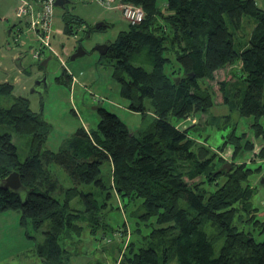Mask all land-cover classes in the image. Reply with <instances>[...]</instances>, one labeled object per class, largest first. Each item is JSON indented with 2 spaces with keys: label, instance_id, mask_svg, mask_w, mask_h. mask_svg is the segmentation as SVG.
Here are the masks:
<instances>
[{
  "label": "trees",
  "instance_id": "obj_1",
  "mask_svg": "<svg viewBox=\"0 0 264 264\" xmlns=\"http://www.w3.org/2000/svg\"><path fill=\"white\" fill-rule=\"evenodd\" d=\"M119 1L140 7L144 18L120 32L104 57L112 63V77L129 110L143 115L144 100H149L152 122L136 136L115 114L99 109L96 131L80 128L68 149L42 151L49 125L30 110L27 99L12 95L11 84L0 83V125L30 137L27 156L20 161L12 134L0 133V180L16 172L27 189L18 196L0 187V213L18 211L20 223L30 221L35 230L48 223L37 246L45 262H58L67 253L60 240L78 233L82 221L96 234L101 210L115 196L124 208L140 201L142 210L133 214V233L140 240L127 243L118 264H264V240L256 242L235 221L244 210L246 223L252 219L264 233V222L253 220L255 209L249 207L251 170L235 162L229 170H218L225 164L222 157L196 144L190 136L193 126L179 124L214 104L230 105L231 80H216V75L240 63L238 76L232 73L246 83L238 115L252 120L256 136L263 133L264 10L254 0H165L163 7L158 0ZM243 17L254 23L236 49L233 33L244 36ZM61 18L62 33L72 34L74 19L66 10ZM209 82H215L220 104ZM6 98L10 102L4 106ZM226 146H232V156L253 149L245 134L235 131L219 151ZM260 156L264 158V149ZM53 166L64 172L69 187L58 180ZM86 187L105 195L100 201ZM205 224L216 228V237L208 236ZM143 227L148 230L144 236Z\"/></svg>",
  "mask_w": 264,
  "mask_h": 264
},
{
  "label": "rangeland",
  "instance_id": "obj_2",
  "mask_svg": "<svg viewBox=\"0 0 264 264\" xmlns=\"http://www.w3.org/2000/svg\"><path fill=\"white\" fill-rule=\"evenodd\" d=\"M255 2L259 8L264 9V0ZM16 3L17 0H0V83L11 84L12 95L27 99L30 110L40 114L49 125V133L42 151L58 152L68 149L80 128L91 133L96 131L99 109L115 114L136 136L146 129L154 117L150 101L144 100L146 112L143 115L130 111L128 101L121 97L119 85L112 77V63L95 50L96 46L113 43L118 34L129 27L122 18L121 11L116 8L117 3H113L111 9L103 8L94 1L67 4L65 10L74 19L70 23V26H73L72 34H62L63 11L55 9L53 33L50 38L52 53L45 52L38 60L32 57L33 49L37 47L38 42L29 33L27 22L29 17L21 21L14 17ZM28 3L36 5L34 0H28ZM164 3L165 0L157 2L159 7H163ZM101 22L106 27L96 30L95 25ZM253 23L250 18H242L241 31L244 36L241 39L239 34L233 33L236 49L238 43L246 42V35L251 31ZM227 26L231 30L228 23ZM78 46L85 53L71 61L70 56ZM45 59H48L46 66L39 69L38 65ZM239 70L240 63H235L216 75V80L225 77L231 80L227 86L230 105L214 104L206 113L194 114L179 124L193 126L190 136L195 139L196 144L217 152L225 162L224 166H230V163L234 162L243 163L251 170L247 179V183L253 188L249 207L255 209L253 220L264 222V158L260 156L264 149V119L259 121L263 133L256 136L250 129L252 120L239 117L238 108L246 89V83L240 77L232 78V73L237 75ZM43 77L45 87L33 91L35 83ZM209 85L216 93L220 104L222 100L215 82H209ZM215 100L216 98L214 102ZM9 102L10 99L6 98L3 101L4 106ZM168 121L175 123L172 116L168 117ZM232 131H235L237 136L245 134L252 142L253 149L235 156H232V146H226L224 150L219 151V146ZM4 132L12 134L18 157L23 161L27 156L30 137L15 135L8 124L0 125V133ZM220 168L221 166L218 170ZM101 170L106 182L105 167L102 166ZM52 172L64 186H70L60 168L53 166ZM186 182L191 184L194 181ZM84 189L95 192L96 198L100 201L105 195V191L93 187ZM140 203L137 201L134 205L130 204L124 208L120 200L112 196L107 202V207L101 210L103 219L97 226L96 234L91 232L92 227L88 222L82 221L79 223L81 230L78 233L60 240L67 253L63 254L58 262H45L37 250V246L43 242V232L48 230L47 222L39 230H35L30 221L24 225L20 223L21 215L18 211L2 212L0 264H118L127 243L131 240H140V236L133 233L136 226L133 214L142 212L139 210ZM72 206L75 207V204L72 203ZM248 216L246 211L241 210L240 217H236L235 220L236 227L249 233L256 242L263 241L264 233L260 232L256 224L251 223L252 219L246 223ZM147 231L143 227L141 235L144 236ZM205 231L212 238L217 236V230L213 225L205 224ZM219 245L220 241H217L216 253Z\"/></svg>",
  "mask_w": 264,
  "mask_h": 264
},
{
  "label": "built area",
  "instance_id": "obj_3",
  "mask_svg": "<svg viewBox=\"0 0 264 264\" xmlns=\"http://www.w3.org/2000/svg\"><path fill=\"white\" fill-rule=\"evenodd\" d=\"M37 6H32L28 3V0H17L14 17L21 21L27 20L29 24V33L38 42L37 47L33 49L32 57L38 60L43 53H52L50 48V38L53 32L52 22L54 17V3L57 0H34ZM71 2H88L94 1L99 6L111 9L113 3H117L116 8L121 11L122 18L130 26L138 25L144 18L142 9L138 6L122 3L119 0H68ZM17 37V33L15 34Z\"/></svg>",
  "mask_w": 264,
  "mask_h": 264
},
{
  "label": "water",
  "instance_id": "obj_4",
  "mask_svg": "<svg viewBox=\"0 0 264 264\" xmlns=\"http://www.w3.org/2000/svg\"><path fill=\"white\" fill-rule=\"evenodd\" d=\"M71 2L68 0H57L54 3V7L55 8H59L64 9L65 5L70 4ZM104 26V23H98L95 25V29L98 30L100 28H102ZM109 46L104 44V45H99L95 47V50L100 54V56H104L107 51H108ZM84 50L78 46V48H76V50L74 51V53L70 56V60L73 61L78 57H81L84 55ZM48 59H45L43 61H41L40 66H42L43 68L46 66ZM45 87V78H41L40 80H38L35 83L34 89L33 91L39 89H43ZM226 170L230 169V166H221V169L225 168ZM0 187H2L4 190L9 189L15 193L18 194V196H20L21 194L26 192V188L22 185L20 178L18 176V174L16 172H11L10 174H8L4 179L0 180Z\"/></svg>",
  "mask_w": 264,
  "mask_h": 264
},
{
  "label": "crops",
  "instance_id": "obj_5",
  "mask_svg": "<svg viewBox=\"0 0 264 264\" xmlns=\"http://www.w3.org/2000/svg\"><path fill=\"white\" fill-rule=\"evenodd\" d=\"M255 1V0H254ZM71 3H74V2H71ZM16 6V5H15ZM37 6H35V8H36ZM55 9H58V10H60L59 8H55ZM65 9H66V5H65V7H64V9H61L62 11H65ZM262 9V8H261ZM14 10H15V8H14ZM262 10H264V9H262ZM62 16V15H61ZM62 28H63V26H62ZM62 28H61V32H62ZM53 33V32H52ZM9 34V33H8ZM63 34V33H62Z\"/></svg>",
  "mask_w": 264,
  "mask_h": 264
},
{
  "label": "flooded vegetation",
  "instance_id": "obj_6",
  "mask_svg": "<svg viewBox=\"0 0 264 264\" xmlns=\"http://www.w3.org/2000/svg\"><path fill=\"white\" fill-rule=\"evenodd\" d=\"M105 26V25H104ZM106 27V26H105ZM110 44H108V46H109ZM76 50V49H75Z\"/></svg>",
  "mask_w": 264,
  "mask_h": 264
}]
</instances>
